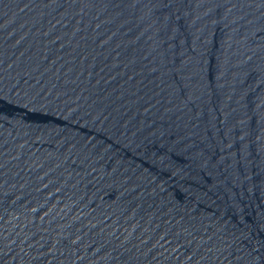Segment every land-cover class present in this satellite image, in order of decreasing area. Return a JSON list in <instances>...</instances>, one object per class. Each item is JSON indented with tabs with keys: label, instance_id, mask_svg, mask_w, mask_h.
Segmentation results:
<instances>
[{
	"label": "water",
	"instance_id": "obj_1",
	"mask_svg": "<svg viewBox=\"0 0 264 264\" xmlns=\"http://www.w3.org/2000/svg\"><path fill=\"white\" fill-rule=\"evenodd\" d=\"M0 50L264 235V0H0Z\"/></svg>",
	"mask_w": 264,
	"mask_h": 264
}]
</instances>
